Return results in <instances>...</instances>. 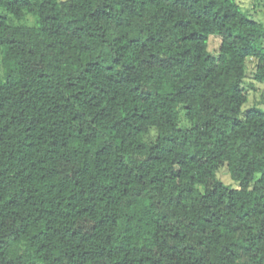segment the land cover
<instances>
[{"label":"trees","instance_id":"1","mask_svg":"<svg viewBox=\"0 0 264 264\" xmlns=\"http://www.w3.org/2000/svg\"><path fill=\"white\" fill-rule=\"evenodd\" d=\"M248 60L235 0H0V264H264Z\"/></svg>","mask_w":264,"mask_h":264},{"label":"rangeland","instance_id":"2","mask_svg":"<svg viewBox=\"0 0 264 264\" xmlns=\"http://www.w3.org/2000/svg\"><path fill=\"white\" fill-rule=\"evenodd\" d=\"M246 15L264 25V0H235ZM220 44V38L211 36L208 40V49L216 52ZM252 60L247 61V75L244 79L243 88L247 92V106L256 105L264 109V84L257 82L252 78ZM217 176L226 184L236 186L224 169L220 170Z\"/></svg>","mask_w":264,"mask_h":264}]
</instances>
